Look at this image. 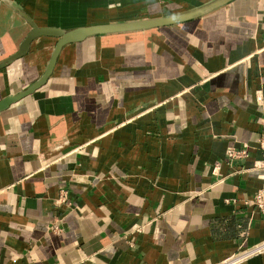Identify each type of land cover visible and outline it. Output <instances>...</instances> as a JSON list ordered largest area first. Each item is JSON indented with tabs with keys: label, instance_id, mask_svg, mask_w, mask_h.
I'll use <instances>...</instances> for the list:
<instances>
[{
	"label": "crops",
	"instance_id": "crops-1",
	"mask_svg": "<svg viewBox=\"0 0 264 264\" xmlns=\"http://www.w3.org/2000/svg\"><path fill=\"white\" fill-rule=\"evenodd\" d=\"M209 1L0 0V61L30 29L21 13L70 29ZM54 42L36 37L0 68V100L41 75ZM263 113L264 0L63 45L0 110V264H214L264 240L244 204L264 180L251 168ZM242 143L248 156L226 164Z\"/></svg>",
	"mask_w": 264,
	"mask_h": 264
},
{
	"label": "water",
	"instance_id": "water-1",
	"mask_svg": "<svg viewBox=\"0 0 264 264\" xmlns=\"http://www.w3.org/2000/svg\"><path fill=\"white\" fill-rule=\"evenodd\" d=\"M226 1L228 0H211L191 10L178 14L164 16V17H153V18H144V19H136L129 21L84 25L70 29H61L58 27H51V26L38 27L24 13H21V16L27 22L30 29L17 45L16 51L0 61V68L6 66L10 61L22 56L27 51L31 40H33L36 37L39 36L54 37L55 42L41 75L32 84H30L28 87L24 88L23 90L19 91L18 93L2 98L0 100V110L6 107L10 102L16 100L17 98L30 93L34 88H36L41 83H43L46 77L50 74L61 47L67 43L80 41L87 36L108 34L115 32H124V31H133V30H142V29H148L157 26L172 24L175 22H181L196 17L198 15H201L209 11L210 9L225 3Z\"/></svg>",
	"mask_w": 264,
	"mask_h": 264
},
{
	"label": "built area",
	"instance_id": "built-area-1",
	"mask_svg": "<svg viewBox=\"0 0 264 264\" xmlns=\"http://www.w3.org/2000/svg\"><path fill=\"white\" fill-rule=\"evenodd\" d=\"M255 100L260 102V97L255 96ZM260 125V136L257 140V149L262 152L264 150V113L259 117ZM248 156V145L242 143L239 147H228L224 151V162L226 164H233L237 161H240ZM222 160H214L211 163V173L216 175L221 164ZM252 169H258L264 171V159H256L252 163ZM57 201L65 202L66 201V191L64 189L59 190ZM244 204L251 205L257 211L264 215V180L261 182L260 186L255 190L251 198L246 199ZM51 229L57 230L56 226H53ZM264 251V240H261L255 244L245 246L240 248L234 253L229 254L225 258L219 260L214 264H239L248 257L252 255L259 254Z\"/></svg>",
	"mask_w": 264,
	"mask_h": 264
}]
</instances>
